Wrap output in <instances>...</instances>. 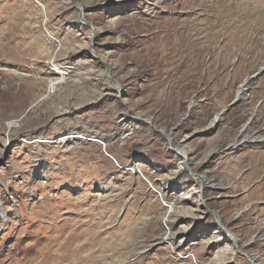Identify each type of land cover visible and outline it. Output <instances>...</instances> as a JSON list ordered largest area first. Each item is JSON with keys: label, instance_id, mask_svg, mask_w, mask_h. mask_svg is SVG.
I'll list each match as a JSON object with an SVG mask.
<instances>
[{"label": "rangeland", "instance_id": "obj_1", "mask_svg": "<svg viewBox=\"0 0 264 264\" xmlns=\"http://www.w3.org/2000/svg\"><path fill=\"white\" fill-rule=\"evenodd\" d=\"M245 127L264 133V0H0V264H264Z\"/></svg>", "mask_w": 264, "mask_h": 264}, {"label": "bare ground", "instance_id": "obj_2", "mask_svg": "<svg viewBox=\"0 0 264 264\" xmlns=\"http://www.w3.org/2000/svg\"><path fill=\"white\" fill-rule=\"evenodd\" d=\"M78 8H80V9L83 8L80 3H78ZM62 58H63L62 55L57 56V57H54V58L51 59V63H50V65H52L53 67H56V68H59L60 67L62 69L61 72H58L59 73V76H61V77L59 79H57V81H58L57 83L60 84V85L67 83V76L69 75V72H67V68L68 67L63 66L65 64L62 63V61L65 60V59H62ZM110 72H111V70H109V73ZM118 86L120 87V85H118ZM249 87H250V81L247 80V81H245L241 85L240 89L238 90V93H237V97L236 98L241 99L243 97H246ZM49 96L50 95H48V97ZM218 119H222V117L217 116L215 118V120L212 122L211 125H213ZM262 130H264V129H262ZM259 139L262 140V141H264V133L261 132V134L258 133V134L252 135L250 133L249 129L245 127V128L242 129V131L240 132V134L236 137L235 141L232 142L231 144H229L230 145V150H232V149L234 150V149H236V147L238 148V146H243L244 143H248L249 141L251 142V140H256L257 141ZM176 150H177V153L179 155V160L181 161L182 165H186V166L188 165L189 166L190 157L188 156V154L186 152L184 153V151L182 149L178 148V147L176 148ZM201 169H202V166L200 164L199 166H197V170H201ZM196 171L194 172V170H193L192 173L193 174H196ZM202 178L204 179L205 184H207L209 186H212V187L215 186V184L212 182V179L210 180V179H208L205 176L202 177ZM200 204H203V203H199V205ZM189 214H191V212H187L186 213V216H189ZM219 222H221V221H219ZM221 226H222V228H221L222 230L227 231L226 229L228 227L225 224L221 223ZM170 236L171 237H169L168 239H165V242H166L165 244H167L169 247H172V249H174V241L173 240L175 238V234H172ZM228 241H231V242H234L235 243L238 240L235 237H231V240L228 239ZM233 248H234V246L232 248H228V249H225L224 251H221L220 252V254L224 257V261L227 260V259H229V256L231 254L233 255L235 253V251H234Z\"/></svg>", "mask_w": 264, "mask_h": 264}]
</instances>
